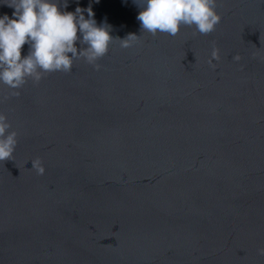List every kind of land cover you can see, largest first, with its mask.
<instances>
[{
	"label": "water",
	"instance_id": "1",
	"mask_svg": "<svg viewBox=\"0 0 264 264\" xmlns=\"http://www.w3.org/2000/svg\"><path fill=\"white\" fill-rule=\"evenodd\" d=\"M56 2L91 5L114 40L99 70L0 84L18 134L0 264H264V0H215L214 31L175 36L143 32L133 0Z\"/></svg>",
	"mask_w": 264,
	"mask_h": 264
},
{
	"label": "clouds",
	"instance_id": "2",
	"mask_svg": "<svg viewBox=\"0 0 264 264\" xmlns=\"http://www.w3.org/2000/svg\"><path fill=\"white\" fill-rule=\"evenodd\" d=\"M133 3L142 9L136 17L141 30L153 35L160 32L175 36L181 26H194L198 33L206 35L221 22L215 0H133ZM6 5L13 12L11 18L7 14L0 16V84L11 89L21 88L29 78L39 82L45 73H68L73 62L81 58L99 70L96 61L108 53L114 40L106 22L97 25L91 5L76 7L74 12L62 11L56 0H11ZM62 7H68L67 0ZM137 38L129 34L120 40L121 46L128 48L130 41ZM24 45H28V51L22 57ZM212 59L218 61V49H213ZM232 59L239 63L241 58L236 55ZM13 95L18 96L19 92ZM11 127L7 117L0 114V162L12 159L18 144V134ZM31 164L38 175L44 174L39 160ZM257 252L264 256V248Z\"/></svg>",
	"mask_w": 264,
	"mask_h": 264
}]
</instances>
